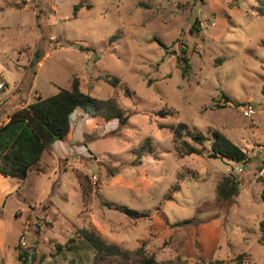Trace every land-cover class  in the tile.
Instances as JSON below:
<instances>
[{"label":"rangeland","instance_id":"374dc122","mask_svg":"<svg viewBox=\"0 0 264 264\" xmlns=\"http://www.w3.org/2000/svg\"><path fill=\"white\" fill-rule=\"evenodd\" d=\"M78 4L83 8L75 15ZM262 11L264 0H0V126L38 97L69 89L73 78L95 98L114 96L127 118L121 124L90 118L82 108L73 112L67 139L32 168L23 197L14 192L8 200L5 243L22 230L20 222L13 227L19 208L27 228L16 247L35 253L30 264H79L56 245L83 228L158 264H235L242 254L243 264H264ZM183 43L192 65L186 78L178 64ZM104 76L120 84L113 88ZM247 104L254 106L251 116L242 111ZM180 123L204 135L223 133L251 163L181 156L170 128ZM147 139L153 152L147 148L139 157ZM230 172L242 181L240 194L218 205L216 185ZM78 174L91 182L85 200ZM14 181L0 182V189L13 193ZM104 201L138 215L128 217ZM188 219L194 222L178 225ZM16 247L8 244L4 254L0 247V264H20ZM82 258L95 264L90 251Z\"/></svg>","mask_w":264,"mask_h":264},{"label":"trees","instance_id":"16d2710c","mask_svg":"<svg viewBox=\"0 0 264 264\" xmlns=\"http://www.w3.org/2000/svg\"><path fill=\"white\" fill-rule=\"evenodd\" d=\"M81 8H83L82 4L76 5L74 14L76 15ZM261 14L264 15V11ZM193 28L200 31L196 23ZM159 43L165 46L162 41ZM183 46L184 49L178 56V64L182 71V77L186 78L189 76L192 65L187 56L188 47L184 43ZM40 61L41 56L38 57L37 62ZM218 62H223V60L218 59ZM102 78L113 88L120 84V79L117 77L104 76ZM222 96L227 103L230 102L224 93ZM77 108H82L90 118L101 117L106 121L118 119L121 124H125L127 120L114 96L108 99L95 98L83 92L79 79L73 78L69 89L60 88L56 94L50 97H38L36 101L15 110L10 115L8 122L0 126V174L24 182L32 168L37 166L43 155L51 150L52 145L56 141L67 139L71 130V115ZM165 114L168 113L163 112L161 117H165ZM170 128L174 134L176 150L181 156H207L211 159H220L223 162L240 164L243 167H247L251 163L252 159L248 154L219 131H214L211 135H204L201 132L189 130L184 123ZM146 149L148 153L153 152L152 143L148 139L139 147V157ZM110 175L115 176V172L111 171ZM77 178L82 197L85 200L88 197V190H91V182L87 175L78 174ZM261 181L264 182V179ZM241 185L242 181L236 173L230 172L224 175L216 185L217 204L230 205L239 196ZM261 199L264 203V187L261 192ZM103 205L109 209L118 210L131 218L138 215L135 210L126 206L107 201H104ZM193 222L194 219H188L178 223V225L185 226ZM259 231V242L264 244V216L259 224ZM56 248L59 254L72 256L79 264H82V254L88 253V251L92 252L95 264L113 258H119L126 264H131L135 256L137 257L135 264H158L153 256H146L140 250L123 251L116 245L107 244L94 230L88 228L79 229L76 237L70 238L65 245L57 244ZM16 250H18L20 264H30L36 260L34 252L30 253L29 250L21 247H16ZM244 256V254L237 256L235 264H243ZM210 264L222 263L218 261L216 263L210 262Z\"/></svg>","mask_w":264,"mask_h":264},{"label":"crops","instance_id":"0c3cea01","mask_svg":"<svg viewBox=\"0 0 264 264\" xmlns=\"http://www.w3.org/2000/svg\"><path fill=\"white\" fill-rule=\"evenodd\" d=\"M8 120H9V118H8ZM8 120H7V122H8ZM33 173H34V171H30L29 174L32 175ZM14 179L15 178L5 177V176H3V175L0 174V182H6V181L13 182ZM15 180H17V179H15ZM17 181L19 183H22V184H20V187H17L18 183L16 181H14L15 186L12 189L13 190V193H11L9 190L0 189V247H1V250H3V254H4V252H5L8 244H12L13 246L16 247V241H17L18 236L21 235L22 232H23V230H25L27 228V224L25 223V220L23 219V215L24 214L23 215L19 214L20 211L22 212V210H20L19 208L16 209V211L14 212V216H13L14 217V221H15V222L13 221V227L16 226V225L18 226L17 223L20 222L19 227H21L22 230H19V228H18V231H17V233L15 235V238H14L13 242H11V243H7L6 242L5 243V233H4V227H5V220H4L5 212H4V209H5V206L7 205L8 200L13 197L14 192H16L17 195L20 198L23 197L21 195V193H20V190L22 189L21 186H23V184L25 183V181L24 182H20L19 180H17ZM17 188H18V191L16 190Z\"/></svg>","mask_w":264,"mask_h":264},{"label":"built area","instance_id":"2783aa9c","mask_svg":"<svg viewBox=\"0 0 264 264\" xmlns=\"http://www.w3.org/2000/svg\"><path fill=\"white\" fill-rule=\"evenodd\" d=\"M3 86L4 85L0 83V89H2ZM242 111L245 116H251L252 114H254L255 109L253 105L247 104L245 107H242ZM22 244L25 245L24 239H22Z\"/></svg>","mask_w":264,"mask_h":264}]
</instances>
